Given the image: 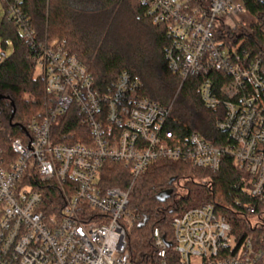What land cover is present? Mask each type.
<instances>
[{"label":"built area","instance_id":"obj_1","mask_svg":"<svg viewBox=\"0 0 264 264\" xmlns=\"http://www.w3.org/2000/svg\"><path fill=\"white\" fill-rule=\"evenodd\" d=\"M0 1L34 50L50 97L27 139L12 142L14 157L0 150V264H132L127 239L138 221L129 213L135 181L159 161L216 172L224 156L250 174L246 202L236 205L262 233V245L254 237L239 245L227 219L207 204L173 219L172 257L154 230L156 256L160 264H264V56H252L226 32L259 23L245 0H140L146 16L165 29L164 56L180 89L202 76L204 108L223 111L216 122L226 134L222 145L199 133L178 136L170 128L173 103L145 97L138 76L124 72L100 91L65 42L38 40L22 0ZM70 112L81 126L71 134L78 141L58 142L55 129ZM110 163L128 170V190L104 184Z\"/></svg>","mask_w":264,"mask_h":264},{"label":"trees","instance_id":"obj_2","mask_svg":"<svg viewBox=\"0 0 264 264\" xmlns=\"http://www.w3.org/2000/svg\"><path fill=\"white\" fill-rule=\"evenodd\" d=\"M245 2L259 23L249 29L227 27L226 32L230 38L243 41L242 48L252 56H264V3ZM22 7L38 40L65 42L93 75L97 89L107 90L124 72L138 76L145 97L165 106L173 103L170 128L178 136L199 133L216 145L223 144L226 134L216 127L223 111L204 108L199 93L204 78L191 77L180 89L181 80L168 70L164 56L168 46L165 29L146 16L140 0H22ZM8 39L13 46L9 55ZM36 72L34 50L5 16L0 24V150L11 158L12 142L26 140L30 122L42 118L50 107L45 83ZM80 127L77 115L70 112L55 129L57 141L77 142L71 134ZM102 176L107 187L128 190L132 184L128 170L121 164H108ZM249 178L250 174L239 169L230 156H224L216 172L183 162L154 163L135 181L130 192L129 213L138 217L127 239L131 263L160 264L154 245L155 229L170 244L169 256H174L173 219L207 204L214 205L227 219L239 245L254 237L256 245L261 246L262 233L251 227V217L236 205L238 200L246 202L244 189ZM182 179L189 180L185 195L175 188ZM169 189L173 190L172 196L165 203L159 202L157 195ZM144 220L145 225L139 227Z\"/></svg>","mask_w":264,"mask_h":264},{"label":"rangeland","instance_id":"obj_3","mask_svg":"<svg viewBox=\"0 0 264 264\" xmlns=\"http://www.w3.org/2000/svg\"><path fill=\"white\" fill-rule=\"evenodd\" d=\"M4 17H5V10H4L3 4L0 1V24L3 22ZM7 43H8L7 54L9 55L13 51V46H12V42H11L10 39H8ZM40 73H41L40 69L37 68L36 75L40 76ZM49 104H50V102L48 103V105ZM200 178H201L200 176H199V178L196 177L197 180H199ZM187 181H189V180L182 179V180L177 182V184L175 186L177 193H179L181 195H185L186 194V188L185 187H186Z\"/></svg>","mask_w":264,"mask_h":264},{"label":"water","instance_id":"obj_4","mask_svg":"<svg viewBox=\"0 0 264 264\" xmlns=\"http://www.w3.org/2000/svg\"><path fill=\"white\" fill-rule=\"evenodd\" d=\"M14 115H15V110L13 111L12 116H11V123L13 121ZM172 194H173V190L171 189L163 191L159 195H157V200L161 203H165L172 196ZM145 223H146V220L140 223L139 227L144 226Z\"/></svg>","mask_w":264,"mask_h":264}]
</instances>
